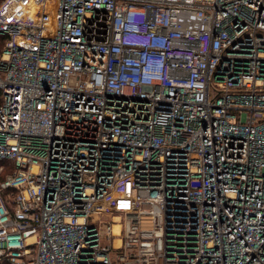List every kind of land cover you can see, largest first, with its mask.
<instances>
[{"label": "built area", "instance_id": "2783aa9c", "mask_svg": "<svg viewBox=\"0 0 264 264\" xmlns=\"http://www.w3.org/2000/svg\"><path fill=\"white\" fill-rule=\"evenodd\" d=\"M0 35V264H264V0H4Z\"/></svg>", "mask_w": 264, "mask_h": 264}, {"label": "trees", "instance_id": "16d2710c", "mask_svg": "<svg viewBox=\"0 0 264 264\" xmlns=\"http://www.w3.org/2000/svg\"><path fill=\"white\" fill-rule=\"evenodd\" d=\"M3 1L4 0H0V3L3 2ZM6 40L7 39H6L5 36H1L0 35V54H1L2 50H3V47H4V44H5ZM0 103H1V100H0ZM0 165H5L4 166V171L0 174V180H3L5 178V176H6V174L8 172H10L11 170H13V166L11 165V163L4 162V161L0 162ZM4 264H6V263H4Z\"/></svg>", "mask_w": 264, "mask_h": 264}]
</instances>
